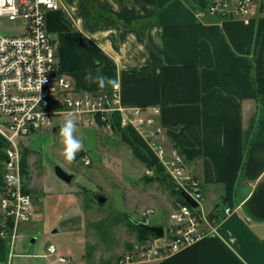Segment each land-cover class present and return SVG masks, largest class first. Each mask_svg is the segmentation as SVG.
<instances>
[{"label": "crops", "instance_id": "0c3cea01", "mask_svg": "<svg viewBox=\"0 0 264 264\" xmlns=\"http://www.w3.org/2000/svg\"><path fill=\"white\" fill-rule=\"evenodd\" d=\"M61 3L47 13V30L71 84L104 90L84 80L99 72L119 82L124 107L159 108V143L179 149L201 181L207 236L137 264H264V0L248 19L211 16L210 0ZM117 135L158 163L150 137L135 128L108 134Z\"/></svg>", "mask_w": 264, "mask_h": 264}, {"label": "built area", "instance_id": "2783aa9c", "mask_svg": "<svg viewBox=\"0 0 264 264\" xmlns=\"http://www.w3.org/2000/svg\"><path fill=\"white\" fill-rule=\"evenodd\" d=\"M254 0H210L207 13L221 18L248 19ZM61 0H0V19L23 21L18 35L0 34V137L4 141L0 210L4 221L0 238L7 239L11 248L9 260L15 258L14 249L19 226L31 222L34 212L33 195L25 190L22 173L23 138L39 130L51 128L53 117L76 115L83 125L116 132L115 125L126 131L135 128L150 137L158 163L169 175L177 190L188 194L197 204L195 208L183 197L177 200L171 214L172 223L163 238L156 243L137 247L126 253L118 264H137L162 259L196 243L207 236L204 227L212 222L201 211L203 188L201 181L189 173L185 158L179 149L166 150L158 141L164 128L157 107L126 108L122 104L121 85L100 91H80L61 71L56 60L54 42L47 30V13L61 11ZM23 146V147H22ZM81 161H91L82 155ZM227 209L226 213H230ZM153 210L143 212L148 218ZM50 254L56 247L48 248ZM58 260L67 263L63 256ZM4 264V263H0Z\"/></svg>", "mask_w": 264, "mask_h": 264}, {"label": "rangeland", "instance_id": "374dc122", "mask_svg": "<svg viewBox=\"0 0 264 264\" xmlns=\"http://www.w3.org/2000/svg\"><path fill=\"white\" fill-rule=\"evenodd\" d=\"M23 24L21 20L1 18L0 34L18 35ZM68 119L75 120L74 135L84 144L77 156L88 153L93 162L90 165L81 161L82 156L69 162L62 154L64 144L59 129ZM52 122L51 128L22 140L30 149L26 179L35 205L31 222L19 226L12 264H66L57 261L61 255L67 257V264H116L126 253L149 246L138 242L128 221L164 229L172 223L175 196L165 184L147 180L155 175L156 168L150 167L145 154L120 142L119 135L112 138L104 129L86 127L76 115L55 116ZM58 166L75 176L72 183L56 175ZM96 194L107 197L103 207L95 202ZM145 207L155 210L154 214L143 217V212L151 209ZM3 221L0 210V225ZM0 239L5 241L0 258L4 255L6 264L11 248L7 239ZM50 246L56 247L55 254L49 253Z\"/></svg>", "mask_w": 264, "mask_h": 264}, {"label": "trees", "instance_id": "16d2710c", "mask_svg": "<svg viewBox=\"0 0 264 264\" xmlns=\"http://www.w3.org/2000/svg\"><path fill=\"white\" fill-rule=\"evenodd\" d=\"M259 101H261L260 98H259ZM261 117H262V107H261ZM260 122H261V120L258 121V123H260ZM115 129H116V131H121L118 123H116ZM5 146L6 145H5L4 141H2L0 139V190L2 187L3 161L5 159V154H4L3 148ZM137 150L141 152L139 147ZM29 152H30V149L24 147V149L22 151V169H23L22 173H23V177H24L25 182H26L25 183V190H26V192L33 195L31 189H29L28 182L26 179L28 176V165H27V159L26 158H27V155L29 154ZM80 156H82V154L78 155L77 158ZM145 158L148 160V162H150V167L154 166L156 168L155 175L152 178H147V180L149 182L158 181L161 184H165L166 186L169 187V189L171 190V193L176 197L177 200L183 201V198L180 195V192L177 190L175 184L173 183V181L171 180L169 175L165 172L163 166L161 164L157 163L155 160H153L148 155H145ZM211 219H212V217H211ZM127 221H128V219H127ZM128 223L136 231V237H137V240L140 244L146 243L148 240L156 237V235L149 230L148 227L150 225H147L144 223H141V224L133 223L131 221L130 222L128 221ZM0 229H1V225H0Z\"/></svg>", "mask_w": 264, "mask_h": 264}, {"label": "clouds", "instance_id": "9594fccd", "mask_svg": "<svg viewBox=\"0 0 264 264\" xmlns=\"http://www.w3.org/2000/svg\"><path fill=\"white\" fill-rule=\"evenodd\" d=\"M84 80L89 84L96 83L100 88L119 87V82L117 80L107 77L99 72L96 74H93L92 72L86 73ZM75 132L76 122L74 119L66 120L64 125L59 129V135L62 137V142L64 144L62 154L69 162L74 161L77 153L82 151L84 148L83 141L74 135Z\"/></svg>", "mask_w": 264, "mask_h": 264}, {"label": "water", "instance_id": "95a60500", "mask_svg": "<svg viewBox=\"0 0 264 264\" xmlns=\"http://www.w3.org/2000/svg\"><path fill=\"white\" fill-rule=\"evenodd\" d=\"M56 175L64 182L70 184L75 179V176L73 174H69L65 172L61 167L55 168ZM181 196L193 207L197 208L198 204L186 193L182 192ZM95 202L100 206L103 207L105 203L107 202V197L102 194H96L94 195ZM149 230L156 235L157 238H163L165 234V230L163 227L160 226H149ZM35 240L33 239L32 242Z\"/></svg>", "mask_w": 264, "mask_h": 264}]
</instances>
